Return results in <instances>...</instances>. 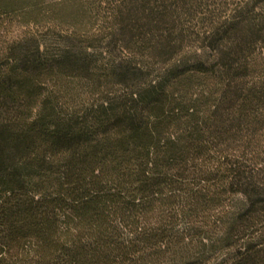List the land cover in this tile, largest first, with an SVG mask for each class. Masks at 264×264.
<instances>
[{
	"label": "trees",
	"instance_id": "16d2710c",
	"mask_svg": "<svg viewBox=\"0 0 264 264\" xmlns=\"http://www.w3.org/2000/svg\"><path fill=\"white\" fill-rule=\"evenodd\" d=\"M37 4L0 0V264H264V0Z\"/></svg>",
	"mask_w": 264,
	"mask_h": 264
},
{
	"label": "rangeland",
	"instance_id": "374dc122",
	"mask_svg": "<svg viewBox=\"0 0 264 264\" xmlns=\"http://www.w3.org/2000/svg\"><path fill=\"white\" fill-rule=\"evenodd\" d=\"M75 1L79 2V1H82V0H43V4L42 5L41 4H37V6L41 9L43 7V5L46 6L48 4H50V5H54L55 4L57 7L61 6V7L69 8V7H71V5H73L75 3ZM27 7L28 6H26V8ZM9 17L10 18L8 20L4 21V23L7 22L8 25H9V23H11L9 25V32L14 33V34L21 33V31L24 30V26H23V22H22V19H21L22 16H20L19 11L13 12L12 15H10ZM34 29L36 31L37 38H39L40 40L46 41L47 44H48V42L52 41L51 35H50V33H47L46 27L39 26V28L37 30H36V28H34ZM99 40H101V39H99ZM1 43H2V38H0V44ZM94 43L97 44L99 49L103 50L105 48V44L103 43V41H94ZM49 45H50V43H49ZM52 46H54V45H52ZM0 63L3 64V63H6V61L4 60V61H1ZM51 86H52V83L49 82L47 84V87L51 88Z\"/></svg>",
	"mask_w": 264,
	"mask_h": 264
}]
</instances>
